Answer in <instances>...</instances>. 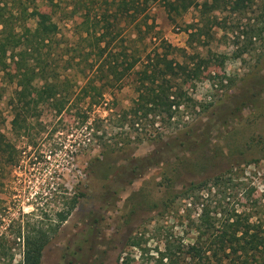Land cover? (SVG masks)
<instances>
[{"label":"rangeland","instance_id":"1","mask_svg":"<svg viewBox=\"0 0 264 264\" xmlns=\"http://www.w3.org/2000/svg\"><path fill=\"white\" fill-rule=\"evenodd\" d=\"M50 1L36 3L41 11L50 13ZM77 1L54 0L59 7L53 19L61 28L63 45L73 44L74 27L95 12V7L85 2L79 1L81 5L76 7ZM169 10L167 0L149 3V24L174 46L186 48V29L197 20L198 13L189 9L171 16ZM221 17L240 21V31L216 30L210 46L200 48L210 63L200 69L190 88L197 107L181 119L179 130H166L171 136L181 133L180 139L171 143L172 148L168 142L147 140L132 145L126 156L106 157L91 131L74 115L82 106H71V113L61 115L43 107L30 137L23 135L14 124L12 106H8L17 89L13 72L0 71L2 131L21 152L16 167L0 173V253L5 256L0 264H23L19 236L38 227L50 230L42 264H167L161 260L168 246L177 259L183 260L187 246L197 236L190 223L202 214V206L197 208L191 200L179 198L180 193L190 183L224 174L234 166H240L241 179L234 182L235 199L229 207L241 209L242 203L264 213V42L244 34L253 21L234 13ZM28 26L33 28L35 22L29 21ZM212 54L226 57L216 60ZM113 94L118 105L110 107L117 113L129 109L135 96L130 87ZM202 105L210 107L203 111ZM93 110L92 119L104 120L102 128L109 136L127 133L134 140L144 130V125L121 128L103 108ZM171 111L176 114V107ZM156 128L160 131L159 122ZM99 160L111 166L105 175L100 170L92 172L91 167ZM123 167L140 178L120 191L117 182ZM111 182L115 191L120 190L118 195L112 194L109 204L104 199ZM84 192L88 197L81 198L78 208L60 225L57 213L66 208L69 198ZM242 197H249L250 202L241 201ZM219 201L226 204L220 196H211L203 204L213 215Z\"/></svg>","mask_w":264,"mask_h":264},{"label":"trees","instance_id":"2","mask_svg":"<svg viewBox=\"0 0 264 264\" xmlns=\"http://www.w3.org/2000/svg\"><path fill=\"white\" fill-rule=\"evenodd\" d=\"M79 1L95 7V12L87 14L82 23L74 27L73 44L63 45L61 28L53 19L59 7L54 0L49 4L50 13L41 11L36 0H0V71L13 72L17 89L8 106H12L14 124L23 135L30 137L32 125L39 121L43 107L61 115L71 113V106H82L74 115L91 131L92 139L99 143L106 157L126 156L132 145L147 140L168 142L172 148L171 143L180 139L181 133L171 136L173 134H166V130H179L181 119L197 107L190 88L200 69L210 63L202 56L200 48L210 46L216 38V30L240 31V21L229 22L222 15L234 13L253 21L244 34L264 42V0H167L171 16L173 12L179 16L189 9L198 13L197 20L186 29V48L174 46L160 31H153L146 9L156 0H78L76 7L81 5ZM248 14H253L254 18H248ZM29 21L35 22L33 28L28 26ZM225 57L212 54V59L216 60ZM223 82L221 79V89ZM127 87L135 94L130 108L114 112L110 106L118 104L113 92ZM95 107L113 116L116 126L144 125V130L134 140L127 133L109 136L102 128L104 120L91 117ZM173 107L176 114L171 111ZM201 107L205 111L210 106ZM158 122L160 131L156 128ZM2 125L0 119V173L15 168L21 154L2 131ZM110 168L100 160L91 167L92 172L100 170L102 175ZM125 168L121 169L122 178L117 182L120 191L140 178L131 176ZM239 170L240 166H234L224 174L192 182L184 188L179 198L191 200L190 204L197 208L202 206V214L189 226L197 236L187 246L183 260L177 259L174 249L168 246L161 261L166 260L167 264H264L262 209L242 203L241 209L229 207L235 199L234 182L241 179ZM114 185L112 182L107 185L105 203H112V194L118 195L119 190L115 191ZM203 193L208 197L204 198ZM211 196H220L226 201L225 205L221 201L216 203L213 215L203 204L211 200ZM87 197L84 192L69 198L66 208L57 213L59 224H64L78 208L80 199ZM243 198L250 202L249 197H242L241 201ZM49 232L38 227L20 234L23 264H42L43 252L50 241Z\"/></svg>","mask_w":264,"mask_h":264}]
</instances>
